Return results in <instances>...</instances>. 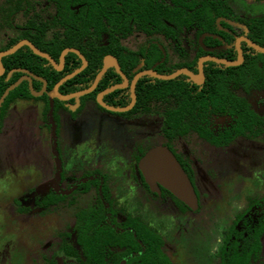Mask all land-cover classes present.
Returning a JSON list of instances; mask_svg holds the SVG:
<instances>
[{
	"label": "flooded vegetation",
	"instance_id": "flooded-vegetation-1",
	"mask_svg": "<svg viewBox=\"0 0 264 264\" xmlns=\"http://www.w3.org/2000/svg\"><path fill=\"white\" fill-rule=\"evenodd\" d=\"M97 2L102 12L92 10L91 0H0V79L10 82L0 99L13 87L0 104V137L11 112L31 103L39 104V127L50 136L42 144L50 153L51 171L45 176L40 172V178L34 176L25 186H35V179L43 190L50 185L36 199L40 230L52 222L54 227L53 234L40 242V260L47 259L48 264H70L66 258L73 264H264V192L247 195L242 203L232 199L236 183L255 180L257 184L259 175L264 177V0ZM174 7H181L193 21L174 26ZM94 16L102 17L105 24L107 19H117L119 34L118 41L110 43L107 26L102 29L103 47L95 54L96 61L102 56L101 68L89 78L82 74L91 61L79 48L62 47L57 59L48 50H58L60 38H74L73 34L67 37L63 19ZM28 43L57 66L67 49L78 51L83 58L67 52L63 66L57 69ZM71 53L78 59L68 61ZM108 59L114 65L96 83ZM40 64L62 73L50 89L38 73ZM109 72L112 75L102 82ZM141 80L151 86L156 80L188 84L187 95L195 96L197 105L190 107L189 102L182 108L188 112L180 136L170 138L164 133L166 116L155 111L163 109L153 105L149 112L136 109ZM58 84L63 99L52 96ZM22 87L31 98L17 96L3 108L9 94ZM221 96L239 98L241 104L212 99ZM99 97L114 110L102 106ZM167 107L177 110L174 101ZM95 110L104 113L94 117L97 128L107 132L99 134L96 128L87 127L78 146L73 139V145H65L61 140L64 125ZM150 117L162 119L159 146L146 145L150 137L144 127L139 128ZM122 122L135 124L126 125L121 135L133 141L126 161L120 158L124 150L113 146ZM27 130L25 136L35 143L36 131ZM158 148L167 149L176 159L195 203L182 200L142 168L145 156ZM228 148L260 162L254 161L245 174L237 172L222 184L216 173H204L201 164L207 154L218 155ZM202 189H215L221 197L212 200ZM170 197L177 203L174 215L161 211ZM22 201H11L15 218L28 217L31 211ZM99 243L101 255L97 257L93 250ZM54 246L65 257L57 258Z\"/></svg>",
	"mask_w": 264,
	"mask_h": 264
},
{
	"label": "rangeland",
	"instance_id": "rangeland-1",
	"mask_svg": "<svg viewBox=\"0 0 264 264\" xmlns=\"http://www.w3.org/2000/svg\"><path fill=\"white\" fill-rule=\"evenodd\" d=\"M40 109L39 104L32 103L25 107L17 106L15 111L11 112V119L6 120L5 132L0 137V264H48L47 259L43 260L44 262L40 260V242L46 241L45 238H49L53 234L54 227L52 222L40 230L41 216L36 199L44 194L50 185H46V189L43 190L40 180L35 179L37 180H34L35 186L31 185L30 189L28 186L25 187L31 183L34 176L40 178V172L42 176H45L51 171L50 153L47 150V145L42 144L44 138L47 137V141H49L50 136L48 131L41 130L39 127L42 124L39 116ZM99 114L102 112L90 111L80 116L75 123L64 125V131H61V140L67 146L73 144L78 146L84 137L82 133L84 129L93 130L96 128L99 134L107 132L96 126L97 120L94 117L98 118ZM121 124L122 129L118 130L119 137L113 140V146L117 151L124 150L125 153L120 158L126 161L131 150L129 144H132L133 141L123 138L121 135H123L126 125L135 124L133 122H122ZM143 127L144 134L150 137L145 140L146 145L159 146L162 144L159 136L162 128L161 118L150 117L146 119L145 123H139L141 130ZM28 128H33L36 131L35 143H31V140L25 136ZM71 139H73V144L72 141L70 142ZM238 153L234 148H228L220 150L218 155L207 154L201 164L203 172L206 173L207 170L216 173L219 183L224 184L231 175L237 172L245 174L254 161L260 162L255 158H248L245 156L246 154ZM261 176L259 175L257 184H255V180L234 183L236 187L233 188L232 199L242 203L245 202L247 195L263 193L264 177ZM202 191L207 196L210 193L212 200H218L221 197V193L219 194L215 189L212 191L202 189ZM13 198H21L22 204L30 208L28 217L26 215L18 218L12 216L10 205H12ZM167 201L166 204H163L161 211H164L165 214H176L177 203L175 200L170 197ZM12 206L13 215L16 216L15 206ZM53 251L56 252L57 258L65 257L59 247L54 246ZM50 256L51 254L48 259ZM65 260L67 263L73 264L72 260L67 258Z\"/></svg>",
	"mask_w": 264,
	"mask_h": 264
},
{
	"label": "trees",
	"instance_id": "trees-1",
	"mask_svg": "<svg viewBox=\"0 0 264 264\" xmlns=\"http://www.w3.org/2000/svg\"><path fill=\"white\" fill-rule=\"evenodd\" d=\"M178 4V3H177ZM91 5L93 6V11L102 12L103 8L99 7L100 3L97 0H91ZM171 22L174 26H183L191 23L193 18L191 16L187 17V14L183 13V9L181 7H174L172 11ZM104 19L100 16L94 17H76V18H65L62 20L61 26L67 31V37H70V34H73V39L71 38H60L58 42L61 43V47L58 50H48V52L54 57L58 58L59 52L62 47L72 46L79 48L85 56L91 61L89 68L82 74L83 76L92 78L97 73V71L101 68V58L99 57V61H96V49L103 47V33L102 29L107 26L108 36L107 41L110 43H116L118 41V20L117 19H107V24L104 23ZM63 29V30H64ZM78 59L75 54H69L67 56V60H75ZM95 61L93 64L92 62ZM48 64L47 61L44 60ZM74 64L72 68H75ZM29 69H33L29 67ZM71 70V69H70ZM38 72V71H36ZM40 76L44 77L48 82V88L50 89L57 79L62 75V73H58L54 70L50 65H42L40 64ZM112 75L109 72L103 79L102 82H105L108 77ZM10 84L5 77L0 79V97L5 91L6 87ZM189 93L188 84L185 82H181L179 80L176 81H160L156 80L155 83L151 86L149 82L145 80H141L138 84V103L136 105V109H141L142 111L149 112L151 111L150 107L153 105L156 108H160L163 110H155L156 112H161L166 116V128L164 133L168 135V137H178L180 136L184 128V116L188 112V110H182L185 106H187L190 102V107L197 105V98L192 95H187ZM22 96L24 98H31V94L26 90L25 87L20 89H16L12 91L3 104V108L7 107L15 97ZM189 99V100H188ZM213 100L224 102V103H233V101L237 100V103H240L241 100L235 97H218L212 98ZM45 101V108L48 109V101L45 97L43 99ZM188 100V101H187ZM174 101L177 110H165L167 109V105L169 102ZM216 104V103H215ZM241 104V103H240ZM214 106V103L212 104ZM212 106V107H213ZM192 112H198L199 110H190ZM246 110H242L240 113H244ZM242 119L243 115H240ZM143 234V233H141ZM99 244H96L95 250L93 253L95 256L100 257L101 251L99 250ZM148 251H151L148 249ZM98 259V258H97Z\"/></svg>",
	"mask_w": 264,
	"mask_h": 264
},
{
	"label": "water",
	"instance_id": "water-1",
	"mask_svg": "<svg viewBox=\"0 0 264 264\" xmlns=\"http://www.w3.org/2000/svg\"><path fill=\"white\" fill-rule=\"evenodd\" d=\"M30 45V47L34 50V52L36 54H39L40 56L47 58L48 60H50V62L55 66V68L60 69L63 66L64 63V58L67 52L73 51L76 52L77 54H79L78 51L74 50V49H67L65 50L62 55H61V64L60 66H57L54 61L46 54L39 52L33 45H31L30 43H28ZM15 49L6 52L7 53H11L13 52ZM80 55V54H79ZM81 56V55H80ZM82 57V56H81ZM83 58V57H82ZM85 60H84V65H85ZM114 65V63H112L111 59H108L106 61L105 67L103 68V70L101 71V73L98 75L97 79H96V83L98 82V80L100 79V77L103 75V73L105 72V70L107 69L108 66L110 65ZM83 69V67L76 71L75 73H73L71 76H74L75 74H77L78 72H80ZM3 71V67L0 63V74ZM149 74H152L151 72H149ZM154 75V74H153ZM157 76V75H155ZM159 78L162 79H170L174 76H169V77H164V76H157ZM68 78V77H67ZM65 80V79H64ZM62 83V82H61ZM60 83V84H61ZM135 83V82H134ZM58 86L59 84L55 87V89L52 92V96L58 97L60 99H63V97L58 95ZM13 87L9 88L5 94L3 95V97L0 99V104L1 102L4 100L5 96L7 95L8 91L10 89H12ZM94 88V86L90 89L92 90ZM89 90V91H90ZM135 100V97L133 95V102ZM99 103L110 109V110H114L112 108L107 107L106 105H104L99 97ZM142 168H144V170H146L148 173L147 174H153L158 180H160L163 185L165 187H167L168 189H170L176 196H178L179 198H181L182 200L193 204L195 203V195L193 193V190L189 184L188 179L186 178L185 174L183 173L180 165L178 164V162L176 161V159L173 157V155L165 148H158L155 149L153 151H151L150 153H148L145 158L142 160L141 162Z\"/></svg>",
	"mask_w": 264,
	"mask_h": 264
}]
</instances>
